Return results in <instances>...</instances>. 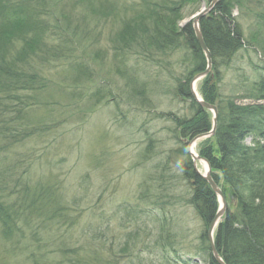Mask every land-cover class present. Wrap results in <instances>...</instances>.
Instances as JSON below:
<instances>
[{
  "label": "rangeland",
  "instance_id": "1",
  "mask_svg": "<svg viewBox=\"0 0 264 264\" xmlns=\"http://www.w3.org/2000/svg\"><path fill=\"white\" fill-rule=\"evenodd\" d=\"M29 1L45 27L41 53L25 67L44 85L34 105L0 116V128L14 134L34 126L1 143L0 157L11 167L0 173V190L30 162L27 178L49 175V189L66 204L52 217L36 209L18 242L0 236L1 264H206L196 251L200 221L182 197L181 175V147L189 155L205 137H182L167 116L190 114L175 91L182 55L157 50L140 34L130 43L115 39L122 23L140 14L151 29L156 0ZM205 4L183 7L178 26ZM242 8L232 12L245 36L263 39L262 30L253 35L262 4L251 0L247 13ZM219 70L220 92L249 103L240 82L264 71V55L246 43Z\"/></svg>",
  "mask_w": 264,
  "mask_h": 264
},
{
  "label": "trees",
  "instance_id": "2",
  "mask_svg": "<svg viewBox=\"0 0 264 264\" xmlns=\"http://www.w3.org/2000/svg\"><path fill=\"white\" fill-rule=\"evenodd\" d=\"M209 1L163 0L157 3L156 0V12L151 6L148 11L153 13L150 16L151 29L145 21L148 17L140 14L136 22L124 21L115 34L117 41L125 43H130L129 39H135L138 34L144 35L148 42L156 44L157 50L168 48L181 53L184 72L176 77L175 91L177 96L184 98L190 114L180 116L168 112L167 116L182 137L191 138L210 130L212 113L192 98L189 87L191 78L206 67L203 50L191 20L181 26L177 23L182 18L183 7L190 3L199 6L201 2ZM250 1L219 0L200 19L212 67L200 80L197 90L204 101L217 106L218 116L215 133L204 138L196 146V152L208 160L211 175L222 191L226 193L232 187L236 193V201L227 204L213 235L215 247L226 264H264V71L255 80L240 82L243 97L252 102L238 103L233 95L222 94L219 89L222 81L220 66H228L246 43L256 46L264 55V38H247L242 24L232 12L238 6L247 13ZM256 3L262 4L263 8L255 14L261 23L254 36L264 31V0H256ZM35 9L29 0H0V106L3 107L0 116L11 111L18 114L34 105V93L44 85L35 71L30 72L25 67L29 58L41 53L38 44L42 36L39 34L45 23L40 20L39 12L37 18L34 16ZM161 9L165 12H160ZM123 57L119 54L120 59ZM33 127H21L15 134L6 126L0 128V149H4L1 143L23 137L25 129L30 131ZM247 137L250 138L249 144L245 142ZM181 148L185 154L181 175L187 183L182 197L200 221L196 251L206 264H218L207 240V228L218 209L217 196L205 178L193 168L185 147ZM28 163L20 174L9 176V181L14 183L9 185L11 190H8L9 186L5 191L0 190V236L15 242L24 236V224L33 212L38 214L42 210L52 217L57 215L60 206L66 204L64 196L49 189L52 183L49 175L27 178L32 167ZM10 167L11 164H3L0 157V173ZM7 247L13 249L14 243H8Z\"/></svg>",
  "mask_w": 264,
  "mask_h": 264
},
{
  "label": "water",
  "instance_id": "3",
  "mask_svg": "<svg viewBox=\"0 0 264 264\" xmlns=\"http://www.w3.org/2000/svg\"><path fill=\"white\" fill-rule=\"evenodd\" d=\"M219 0H210L208 2V4H206L205 6L201 7V9L196 12L192 17V26L194 29V33L196 36V39L200 45V47L202 48L204 55L206 57V61H207V65L206 68L195 74L192 79L190 80V93L191 96L194 100H196L203 108H206L210 111H212V126H211V130H209L208 132L205 133H200L197 134L196 136L193 137V140L203 137V136H210L213 135L215 133V128H216V123H217V108L216 105L211 104L209 102L204 101L201 97H198L197 92L195 91L194 88V84L197 80H199L200 78L204 77L210 70H211V55L210 52L208 50V48L206 47L204 40H203V36L201 33V28H200V19L208 14L213 7L215 6V4L218 2ZM188 152L190 153L191 157H192V164L193 167L195 168L196 171V160L197 159H201L200 156L194 154L190 148H188ZM217 152V150H216ZM203 159V158H202ZM205 160V158L203 159ZM207 165H208V169L205 172V174H203L202 176L205 178V180L209 183L210 187L212 188V190L216 193V195L218 196L219 200H220V205L218 210L216 211V213L214 214L208 229H207V239H208V244H209V248L211 251V254L214 258V260L218 263V264H226L224 262V260L222 259V257L220 256V254L218 253L215 244H214V238H213V230L215 228V226L217 225V223L221 220L223 213L225 211L226 205H227V199L234 201L236 198V194L233 191V189L230 187L228 188V192L225 196V194L222 192L221 188L218 186L217 182L214 181L212 175H211V168H210V164L207 161V159L205 160Z\"/></svg>",
  "mask_w": 264,
  "mask_h": 264
},
{
  "label": "bare ground",
  "instance_id": "4",
  "mask_svg": "<svg viewBox=\"0 0 264 264\" xmlns=\"http://www.w3.org/2000/svg\"><path fill=\"white\" fill-rule=\"evenodd\" d=\"M206 4H208V3H206ZM205 4V5H206ZM205 5H203V6H205ZM202 6V7H203ZM197 166L199 167V169H200V171L204 174L206 171H207V169H208V165H207V163H206V161L205 160H203V159H199V160H197ZM233 189V188H232ZM234 191V190H233ZM236 194V193H235Z\"/></svg>",
  "mask_w": 264,
  "mask_h": 264
}]
</instances>
